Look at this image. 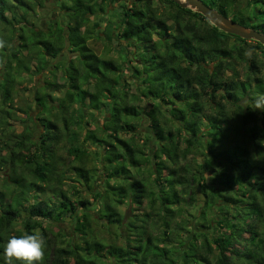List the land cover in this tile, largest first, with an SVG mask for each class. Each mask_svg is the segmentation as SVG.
I'll use <instances>...</instances> for the list:
<instances>
[{"label":"trees","instance_id":"16d2710c","mask_svg":"<svg viewBox=\"0 0 264 264\" xmlns=\"http://www.w3.org/2000/svg\"><path fill=\"white\" fill-rule=\"evenodd\" d=\"M30 1L36 0H0V21L10 23L15 33L11 44L20 37L11 46L12 55L6 54L8 46L0 53L8 60L3 105L12 99L16 74L28 67L27 61L36 59L35 67L43 70L48 57L55 58L67 41L73 59L64 94L58 99L50 91L36 96L40 109L31 119L35 126L26 127L34 139L26 129L0 138L1 144L10 142L8 153L5 147L0 150V171L5 172L0 264H5L3 249L12 236L35 234L36 229L46 246L41 264H264V110L255 109V100L264 97V45L223 31L174 0H160L159 5L154 0H129L126 5L124 0L114 11L124 44L116 42L113 49L126 53L140 79V91L127 92L124 64L98 54L88 42L100 27L90 26L91 18L104 11L107 0L63 5L70 24L67 30H47L53 41L45 39L47 31L30 24L33 45L43 48L34 53L21 27L29 24L21 10L33 11ZM204 2L264 33V0H249L243 8L236 6L237 0ZM25 50L31 53L27 60ZM242 64H247L243 73ZM50 85L55 91L60 87ZM56 99L58 105L52 103ZM96 110L105 115L101 130L92 126ZM0 113L10 112L0 106ZM144 115L150 131L141 140ZM6 119L0 117V124H8ZM15 141L20 152L11 147ZM199 155L204 156L200 164ZM97 160L105 178L99 192L91 184ZM68 169L75 178L66 176ZM11 176L15 184L9 189ZM68 177L76 182L72 195L61 187ZM198 187L205 200L193 214ZM47 191L56 195L46 198ZM95 201L99 208L93 213ZM20 207L28 212L24 220L19 219ZM67 217L75 218L79 234L69 243L44 225ZM18 222L22 230L14 229ZM97 223L111 229L113 240L95 234Z\"/></svg>","mask_w":264,"mask_h":264},{"label":"rangeland","instance_id":"374dc122","mask_svg":"<svg viewBox=\"0 0 264 264\" xmlns=\"http://www.w3.org/2000/svg\"><path fill=\"white\" fill-rule=\"evenodd\" d=\"M123 1L124 0H107L103 4L105 7L104 11H99L95 15L92 16L91 18L92 21H91L90 26L94 25V23H99L100 27L95 28L94 30H92L93 28L90 27V30H92V33H91V38L88 39V42H89V45L98 54L105 56V57L112 56L118 62L124 64L122 73L124 74V81L128 82L129 84V87L126 88L127 92L129 91L133 92L136 89L137 91H140V79L137 78V74L131 68L133 64L131 62L126 61L125 59L126 53L122 52L121 50L116 51L113 49V47H115L114 44L116 42L124 44L123 43L124 40L122 41L121 39H119L117 35V32L119 30V24H118V18L116 14L114 13L115 9L116 8L119 9L120 4ZM248 1L249 0H237L236 6L238 8L239 7L243 8L248 4ZM97 2L98 4H100L101 0H97ZM31 3L32 2L30 1V4ZM75 3H76V0H39V1L36 0L34 3H32V5L34 6L33 11L26 10L25 8L21 10L22 13L26 12V17L28 18L29 24L22 25V26L20 23L18 24L14 23V24H17V26L19 27L21 26L25 30V36L28 38V43H29L28 48L33 51V52L31 51L32 53L38 50L42 51L43 48L40 45H38L37 47L35 46V44L33 45L35 40H33V36L31 33V29H30L31 27L30 24L33 23L34 26H36L37 28L43 29L45 31L56 30L57 32H59L58 30L63 27L66 28L67 30L70 24V19H69L70 16L69 14H67L66 8L63 9L62 6L63 5L73 6ZM159 3H161L160 0H154L155 5H159ZM127 4H130L129 0H126V5ZM165 8L166 10L169 9V5L165 4ZM163 11H165V9H163ZM11 16L12 14L9 13L8 17L10 18ZM49 31H47V34L45 35V39L48 38L53 41L54 38L51 39V37H49L48 35ZM13 37H15V33L13 32V28L11 24L5 23V22L3 23L0 21V39H3L6 42L4 48L8 46V49L6 50V54L8 56L12 55L11 52L13 51V48L11 46L20 40V37L18 38L16 37L13 43L11 44ZM67 43L68 41L66 42V45L63 47L62 51H60V53L55 58H52L50 56L48 57L49 65L47 68L43 70L37 69V67H35L36 59L31 60V63H28L27 61L26 64H28V67L26 69H23L20 75L16 74V77H15L16 82L13 86L12 95H11L12 99L8 103H6V105H3L5 101H4V98L2 97V90L7 87L6 78L8 76L5 77V74L7 71L5 70L4 66L8 62V60L6 56H2L0 58L1 59L0 60V106H2L3 108L5 107V109L8 110V112H10L9 114L0 113V117L3 118V120H4V115H7L6 120L8 121V124H3V125L0 124V138L3 137L2 133H9L13 131L15 134H20L24 132L25 129H26L25 132H27V134L30 135L31 130H33L35 126V124L31 121V119L34 116L38 115V112L40 109V105L37 102L36 96L44 95L45 92L50 91L52 95L58 99L61 95L64 94L65 88L68 86V82L66 79V73L68 72L66 70L69 68L70 62L73 59V53L69 51V44L67 45ZM2 50L4 49L0 48V53L3 52ZM30 55L31 53L28 54L27 50L23 51L22 53V57L25 58V60H27L28 57H30ZM259 56L262 57L263 54H260ZM134 57H135V53L134 54L130 53L128 55V58L131 60L132 59L134 60ZM12 61L14 65L17 63V61L13 59ZM246 65L247 64L241 65L240 70L242 73L247 68ZM261 72L264 73V67ZM8 73H11V72H8ZM50 83H57L60 85V87L57 86L56 91L48 89V86L50 85ZM57 99L56 101L52 102L54 105L59 104ZM44 103L45 102L43 101V104ZM144 105H146V103H144ZM92 121H93L92 126L93 127L98 126L99 130H101L102 124L105 121V115H101L100 112L96 110ZM38 125L40 126V124ZM1 126H4L6 128V131H4ZM27 126H29L31 130L29 129L28 131L26 128ZM139 131L142 136L141 140H143V137H144L143 133L150 131L148 117L146 118V115H144V119L142 121V125ZM35 134L37 137L38 134L37 133ZM233 136L235 137L236 135L233 134ZM32 137L34 139L35 136L32 135ZM26 138L27 137H25V139ZM200 139L201 138H199L198 141H201ZM17 142L18 141H15L14 142L15 145L11 147L13 150L15 149L16 151L20 152V148H18V146L16 145ZM9 144L6 145L5 143L3 144L0 143V150L3 147H5L6 149L4 151L8 153ZM88 145L92 147L90 143ZM60 153L65 155L66 154L65 149H60ZM197 159H198V164H200L202 163L204 156L199 155ZM103 162L106 164L105 159H103ZM19 163L21 164V161H19ZM100 163L101 161L99 160H97L95 163L99 169L95 171V174H94L95 180L91 182L92 187L94 188L95 192H99L100 190H103L104 185H105V178L103 179L102 177L103 170H102ZM146 165L149 169L150 165L148 163ZM88 166L89 167L93 166L92 160H90V163L88 164ZM206 175L209 176V173H207ZM3 176H5V172L0 171V184L3 181L2 179ZM66 176H71L72 178L76 177L75 172L69 169L67 171ZM153 176H154L153 174L150 175V180H151V177ZM12 178L14 177L11 176V178L7 180L6 187L9 189L13 184H15L11 180ZM74 184H76V182L69 179L68 177L67 181H65L61 185V187L63 188V190L67 191L69 194L72 195L73 190H71L70 187L71 185H74ZM77 184L79 186L82 185V188L84 190L87 189L84 187L82 183L81 185L80 183H77ZM51 195H56V194H53L52 192L49 193L48 191L45 194H43V196L46 198ZM25 197L29 198V202L33 201L30 193H27ZM89 197L92 198V200L94 199L92 195ZM204 200H205V196L201 193L200 188L198 187V202L196 203V206L193 209H190L191 210L190 212H192L193 214H197ZM53 203H54V200L46 207V211L51 209V206L53 205ZM96 204H97L96 201L94 202V204H92L93 213L97 212L99 208V206H97ZM125 211H126V206L121 209L122 213H124ZM186 213L188 212L186 211ZM186 213L184 212V215H186ZM27 216H28V212L25 210V208L20 207L19 219L24 220V218ZM44 225L47 229L51 231V233L57 234L58 232H61L63 235L61 239H64L66 243H69L75 238L79 239V234H75V229H74V226L76 225L75 218L67 217L64 221H58V222L48 220L44 222ZM14 227H15L14 229L22 230L23 224L21 222H18ZM112 229L115 230V228H112ZM94 231H95V234L101 237L102 239L113 240V234H112L111 229L110 230L107 229L106 226H104L103 224H100V223L95 224ZM35 232L39 233L40 229H36ZM118 242L122 243V240ZM107 261L109 260L107 259Z\"/></svg>","mask_w":264,"mask_h":264},{"label":"clouds","instance_id":"9594fccd","mask_svg":"<svg viewBox=\"0 0 264 264\" xmlns=\"http://www.w3.org/2000/svg\"><path fill=\"white\" fill-rule=\"evenodd\" d=\"M5 43L0 39V48H3ZM255 109L264 110V97L255 100ZM45 247L44 238L39 233L12 236L3 249V260L5 264H41L45 258Z\"/></svg>","mask_w":264,"mask_h":264},{"label":"water","instance_id":"95a60500","mask_svg":"<svg viewBox=\"0 0 264 264\" xmlns=\"http://www.w3.org/2000/svg\"><path fill=\"white\" fill-rule=\"evenodd\" d=\"M182 7H189L205 16L219 29L248 40H256L264 45V33L235 21L232 17L218 12L204 2V0H174Z\"/></svg>","mask_w":264,"mask_h":264}]
</instances>
